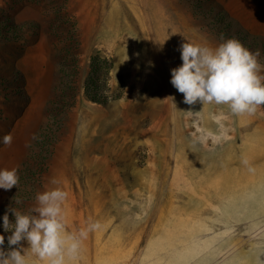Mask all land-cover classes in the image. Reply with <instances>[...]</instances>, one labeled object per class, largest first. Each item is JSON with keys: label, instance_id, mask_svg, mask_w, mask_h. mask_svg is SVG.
<instances>
[{"label": "rangeland", "instance_id": "374dc122", "mask_svg": "<svg viewBox=\"0 0 264 264\" xmlns=\"http://www.w3.org/2000/svg\"><path fill=\"white\" fill-rule=\"evenodd\" d=\"M196 1L0 0L13 20L33 22L0 40V170L31 155L76 21L79 94L36 190L68 193V233L101 225L69 264H264L263 107L234 115L227 105H188L170 82L181 43L214 48L232 38L219 32L220 9L229 33L264 35V0H199L203 11ZM248 49L264 65L260 46ZM95 50L113 61L110 89L122 86L106 104L83 94ZM9 133L11 146L2 142ZM12 189L0 188V204Z\"/></svg>", "mask_w": 264, "mask_h": 264}, {"label": "clouds", "instance_id": "9594fccd", "mask_svg": "<svg viewBox=\"0 0 264 264\" xmlns=\"http://www.w3.org/2000/svg\"><path fill=\"white\" fill-rule=\"evenodd\" d=\"M180 52L182 64L171 69L170 82L183 94L184 103L227 105L234 115H253L264 106V65L259 62V49L253 52L238 39L229 38L214 48L183 42ZM12 141L11 133L2 138L4 145L11 146ZM243 163L247 165L248 161ZM18 183L16 168L0 170V188L10 190ZM67 196L66 191L56 187L38 193L36 205L28 213L10 207L14 223L5 212L3 229L11 235L7 237V251L5 237L0 235V264H28L29 255L44 264H69L78 258L89 232L101 225L90 222L78 234L68 233L63 208Z\"/></svg>", "mask_w": 264, "mask_h": 264}, {"label": "trees", "instance_id": "16d2710c", "mask_svg": "<svg viewBox=\"0 0 264 264\" xmlns=\"http://www.w3.org/2000/svg\"><path fill=\"white\" fill-rule=\"evenodd\" d=\"M195 10L203 11L199 0L193 3ZM228 15L225 10L220 9L216 12L214 19L221 23L219 32L229 35L241 41L247 48L253 45H259L264 53V35L251 33L246 29L239 27L233 33L228 32L231 25L230 20H226ZM32 21L16 22L11 16L0 8V40H14L20 37L23 30L30 26ZM76 21L72 20L71 27L68 29L65 44L62 47L59 71L60 78L55 86L52 97L48 100L46 106V121L39 128L35 140L34 149L18 169L19 183L13 186L12 194L9 200L0 204V235H4V249L8 250L7 237L11 231L5 232L3 229V216L8 212L10 222L14 223L15 217L9 211L10 207L15 208L21 213H28L25 204L36 196L37 186L40 182V175L47 167V160L53 151L54 144L57 141V134L63 124L66 112L74 106L79 94L77 78L79 74V40L75 27ZM113 66L111 57L103 55L99 50L93 51L89 56V69L83 83V94L90 100L106 104L111 99H116L122 94L121 82L116 89H110L108 78ZM1 83V82H0ZM264 109V106H262ZM19 200L20 203H16Z\"/></svg>", "mask_w": 264, "mask_h": 264}, {"label": "crops", "instance_id": "0c3cea01", "mask_svg": "<svg viewBox=\"0 0 264 264\" xmlns=\"http://www.w3.org/2000/svg\"><path fill=\"white\" fill-rule=\"evenodd\" d=\"M173 43V42H172ZM175 43H173V45H174ZM177 44V43H176ZM182 44V43H181ZM177 47V46H176ZM173 51H174V49H173ZM181 60V59H180ZM170 64H172V65H175V63H173V62H171V63H169L168 65H170Z\"/></svg>", "mask_w": 264, "mask_h": 264}, {"label": "bare ground", "instance_id": "6f19581e", "mask_svg": "<svg viewBox=\"0 0 264 264\" xmlns=\"http://www.w3.org/2000/svg\"><path fill=\"white\" fill-rule=\"evenodd\" d=\"M142 14H143V12H142ZM146 14V13H145ZM144 15V14H143ZM147 16V15H146Z\"/></svg>", "mask_w": 264, "mask_h": 264}]
</instances>
